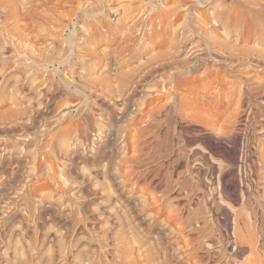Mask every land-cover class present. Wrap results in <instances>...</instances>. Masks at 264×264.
Returning a JSON list of instances; mask_svg holds the SVG:
<instances>
[{"label":"rangeland","instance_id":"rangeland-1","mask_svg":"<svg viewBox=\"0 0 264 264\" xmlns=\"http://www.w3.org/2000/svg\"><path fill=\"white\" fill-rule=\"evenodd\" d=\"M261 54L264 0H0V264H264Z\"/></svg>","mask_w":264,"mask_h":264},{"label":"bare ground","instance_id":"bare-ground-1","mask_svg":"<svg viewBox=\"0 0 264 264\" xmlns=\"http://www.w3.org/2000/svg\"><path fill=\"white\" fill-rule=\"evenodd\" d=\"M208 39L209 40L206 42V45L203 48V50L210 53V54L216 53V55H218V57L222 60H226V61L230 60V59L231 60L237 59L238 61H239V59H241V61H242V59L248 60L250 58V53H252L249 49H246V48L244 49L243 47H240L237 44H236V46L233 45L234 42L223 41V40H219L218 38H211V37ZM241 40H244V39H241ZM245 40L247 41L249 39H245ZM261 58L263 59V61H261V62L264 65V54H261ZM173 63L176 64L175 66L177 69L185 66V63L182 64V62L180 63L179 60H176V62H170V63H166V64L168 66H171ZM252 78H257V76L255 75V77H252ZM257 81H258V79H257ZM255 82H256V80H255ZM187 112H189V111H187ZM236 112H237V110H236Z\"/></svg>","mask_w":264,"mask_h":264}]
</instances>
